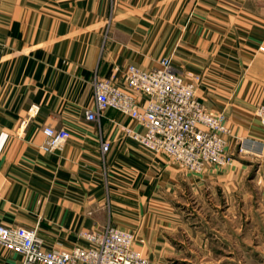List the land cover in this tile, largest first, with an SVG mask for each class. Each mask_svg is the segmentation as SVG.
<instances>
[{
    "label": "crops",
    "instance_id": "1",
    "mask_svg": "<svg viewBox=\"0 0 264 264\" xmlns=\"http://www.w3.org/2000/svg\"><path fill=\"white\" fill-rule=\"evenodd\" d=\"M263 41L264 0H0V224L36 229L48 250L112 224L163 264L180 251L178 196L208 186L233 195L262 180ZM168 55L182 76L201 77L199 101L226 117L230 167L195 176L132 144L122 128L137 125L119 112L86 120L96 74ZM47 126L70 131L61 150H41ZM101 140L112 142L105 159ZM0 264L23 256L0 245Z\"/></svg>",
    "mask_w": 264,
    "mask_h": 264
},
{
    "label": "built area",
    "instance_id": "2",
    "mask_svg": "<svg viewBox=\"0 0 264 264\" xmlns=\"http://www.w3.org/2000/svg\"><path fill=\"white\" fill-rule=\"evenodd\" d=\"M109 27L107 29V34ZM264 52V41L259 47ZM201 77L185 78L174 67L172 55L159 66L143 69L129 65L109 78L94 77L95 97L86 112L88 122L100 123L113 109L133 121L137 128L123 127L125 137L153 156L170 158L183 170L202 176L209 169H225L233 164L228 153L230 128L223 114L209 110L196 95ZM39 106L29 110L26 128ZM264 126V104L257 110ZM44 152L61 150L72 135L67 129L44 127ZM112 142L101 140L105 159ZM80 244L70 250H48L36 229L0 224V245L23 256V264H154L135 248L136 235L108 224L84 230Z\"/></svg>",
    "mask_w": 264,
    "mask_h": 264
},
{
    "label": "rangeland",
    "instance_id": "3",
    "mask_svg": "<svg viewBox=\"0 0 264 264\" xmlns=\"http://www.w3.org/2000/svg\"><path fill=\"white\" fill-rule=\"evenodd\" d=\"M260 159L264 163V155ZM261 178L233 195L208 186L199 195L178 196L175 214L184 233L177 238L180 251L164 255L163 264H264V174Z\"/></svg>",
    "mask_w": 264,
    "mask_h": 264
}]
</instances>
